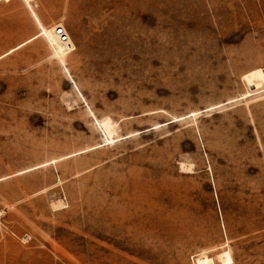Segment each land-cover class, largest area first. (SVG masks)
<instances>
[{
	"label": "rangeland",
	"instance_id": "1",
	"mask_svg": "<svg viewBox=\"0 0 264 264\" xmlns=\"http://www.w3.org/2000/svg\"><path fill=\"white\" fill-rule=\"evenodd\" d=\"M227 250L264 264V0H0V264Z\"/></svg>",
	"mask_w": 264,
	"mask_h": 264
},
{
	"label": "bare ground",
	"instance_id": "2",
	"mask_svg": "<svg viewBox=\"0 0 264 264\" xmlns=\"http://www.w3.org/2000/svg\"><path fill=\"white\" fill-rule=\"evenodd\" d=\"M5 1H11V0H5ZM25 1H26V3L30 4V2L33 0H25ZM34 17L37 20L41 31L33 39L38 38L40 36H45L53 48L54 56L59 58L60 61L63 64H65L68 54L72 53L75 50V45H74L73 41L71 40V38L66 44H62L59 42V39L56 36V30H57V28H59V27L63 28L64 26L62 24H60V25H56V26H52L50 28H47V27H44L40 24V22H39V20L35 14H34ZM33 39H31V40H33ZM12 51H14V49L11 50L10 52H12ZM101 124H102V129H103L104 133L108 137V140H113L114 136L116 135V131H115L114 123L112 122V120L110 118H105L104 120H102ZM182 168H185L184 165ZM222 259H223L224 264H233V260H232V257H231L229 250L223 252Z\"/></svg>",
	"mask_w": 264,
	"mask_h": 264
},
{
	"label": "built area",
	"instance_id": "3",
	"mask_svg": "<svg viewBox=\"0 0 264 264\" xmlns=\"http://www.w3.org/2000/svg\"><path fill=\"white\" fill-rule=\"evenodd\" d=\"M56 36L58 37L59 42L62 44H66L70 40L65 28L62 27L57 28Z\"/></svg>",
	"mask_w": 264,
	"mask_h": 264
}]
</instances>
